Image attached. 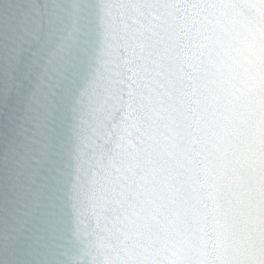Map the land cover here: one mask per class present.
Returning a JSON list of instances; mask_svg holds the SVG:
<instances>
[{"label":"clouds","instance_id":"9594fccd","mask_svg":"<svg viewBox=\"0 0 264 264\" xmlns=\"http://www.w3.org/2000/svg\"><path fill=\"white\" fill-rule=\"evenodd\" d=\"M209 0H186L181 7H207ZM56 11L49 17L47 24L48 47H55L60 38L72 35L75 38V48L69 52L67 49L60 51L59 55L62 62L70 61L75 55L80 60L79 67L83 70L92 55L98 31V21L96 9L97 0H55ZM199 39V36L196 37ZM74 85L70 84L72 88ZM67 103V98H65ZM70 120V116H69ZM2 227L6 228L8 221L7 209L0 217ZM50 227L55 230L61 239L44 249H36L31 246L26 238L17 242L11 250L7 245H0V264H80V247L71 242L68 238L67 226L59 220L53 218ZM37 225H25V233H29ZM211 239L201 247L196 245L188 258L173 253H165L157 258L153 264H264V244L261 245V256L255 261H245L237 259L229 254L228 251L219 249L217 238L214 233H210ZM94 264H130L123 258L116 257H97Z\"/></svg>","mask_w":264,"mask_h":264},{"label":"water","instance_id":"95a60500","mask_svg":"<svg viewBox=\"0 0 264 264\" xmlns=\"http://www.w3.org/2000/svg\"><path fill=\"white\" fill-rule=\"evenodd\" d=\"M264 98V0H240Z\"/></svg>","mask_w":264,"mask_h":264}]
</instances>
